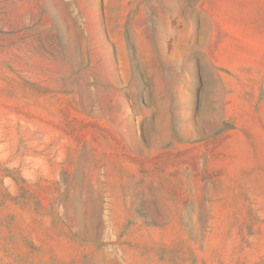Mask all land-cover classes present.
<instances>
[{
  "label": "rangeland",
  "instance_id": "rangeland-1",
  "mask_svg": "<svg viewBox=\"0 0 264 264\" xmlns=\"http://www.w3.org/2000/svg\"><path fill=\"white\" fill-rule=\"evenodd\" d=\"M0 264H264V0H0Z\"/></svg>",
  "mask_w": 264,
  "mask_h": 264
}]
</instances>
